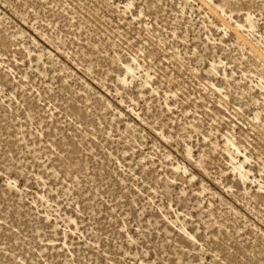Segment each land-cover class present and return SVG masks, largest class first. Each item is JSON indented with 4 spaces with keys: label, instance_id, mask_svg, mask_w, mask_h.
<instances>
[{
    "label": "rangeland",
    "instance_id": "rangeland-1",
    "mask_svg": "<svg viewBox=\"0 0 264 264\" xmlns=\"http://www.w3.org/2000/svg\"><path fill=\"white\" fill-rule=\"evenodd\" d=\"M0 264H264V0H0Z\"/></svg>",
    "mask_w": 264,
    "mask_h": 264
},
{
    "label": "bare ground",
    "instance_id": "bare-ground-1",
    "mask_svg": "<svg viewBox=\"0 0 264 264\" xmlns=\"http://www.w3.org/2000/svg\"><path fill=\"white\" fill-rule=\"evenodd\" d=\"M130 70V72H131V69H129Z\"/></svg>",
    "mask_w": 264,
    "mask_h": 264
}]
</instances>
